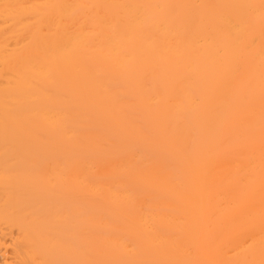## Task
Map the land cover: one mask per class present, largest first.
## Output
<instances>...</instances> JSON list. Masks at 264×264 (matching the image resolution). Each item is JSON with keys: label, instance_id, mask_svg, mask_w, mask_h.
<instances>
[{"label": "bare ground", "instance_id": "1", "mask_svg": "<svg viewBox=\"0 0 264 264\" xmlns=\"http://www.w3.org/2000/svg\"><path fill=\"white\" fill-rule=\"evenodd\" d=\"M0 264H264V0H0Z\"/></svg>", "mask_w": 264, "mask_h": 264}]
</instances>
